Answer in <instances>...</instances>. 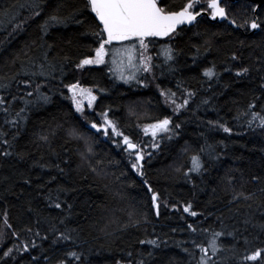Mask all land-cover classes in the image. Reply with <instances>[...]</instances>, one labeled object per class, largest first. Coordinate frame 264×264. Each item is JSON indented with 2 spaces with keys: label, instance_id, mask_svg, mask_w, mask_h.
Masks as SVG:
<instances>
[{
  "label": "trees",
  "instance_id": "16d2710c",
  "mask_svg": "<svg viewBox=\"0 0 264 264\" xmlns=\"http://www.w3.org/2000/svg\"><path fill=\"white\" fill-rule=\"evenodd\" d=\"M23 2L24 0H0V13L10 10L15 15L18 12L16 23H19L29 15L28 10L10 9V6ZM80 2L81 0H72L73 4ZM185 2L186 0H167V3L173 5V10H178ZM57 3L58 0H47V6L41 16L28 21L22 31L13 35H9L13 27L11 24L0 28V69L7 71V66L13 57L25 51L29 56L38 58V62H42L41 53L47 50L49 60L57 63L58 66L64 56L69 57L72 63L65 68L68 74L65 83L79 79L85 87L99 85L107 89L104 93H98L93 109L86 110L88 120L99 122L96 113L111 109L110 118L119 122L125 134L132 135L134 139H142L144 142H149V137L143 136L136 125L150 123L153 118L172 115L171 109L163 105L162 98L155 88L156 83L175 90L177 81L184 80L186 87L199 89L191 108L179 115L178 119L173 117L175 122H183L180 135L172 141H164L160 150L148 149L153 152V155L150 160L146 158L144 171L145 178L153 189L160 192L162 198L167 199L169 204L192 201L193 210L198 213L203 212L204 215L190 217L170 207H162L161 217L156 218L149 207L150 194L146 191L142 178L130 169L125 155L107 138L91 129L80 114L71 107L70 102L61 97L54 88L55 94L49 93L52 95V102L31 112L27 124L21 129L16 150L29 153L26 160L17 162L15 157H9L6 160L0 158V164H3V167H0V176H11L12 182L15 183L14 191L17 194L8 195L4 192V188L8 185L0 184V197H4L0 199V212L5 207L8 208L9 219L15 229L23 227L25 223L34 226L36 216L27 211L29 202L31 207L39 210L42 216H58L59 210L47 208L42 199L43 193L37 188V185L45 183L50 176H57L59 183L76 189L74 193L69 194V202L75 204L74 212L78 214L74 216V220L84 228L81 239L78 241L77 250L83 253V259L79 264H116L117 260L125 258L128 250L138 246L135 245V241L138 238H144L145 228L151 233L153 226L157 233H168L171 237L169 247L164 250V259L159 264H167L170 257L175 258L176 264H187L189 258L175 246L173 241H189L186 245L188 247H191L190 240L193 238L198 243H207L206 235L200 232L192 234L188 231L178 230L175 233L170 231L172 228H186L187 223L217 231L224 228V225L227 226L224 228L225 231L239 228L241 233L248 236L250 240L247 246L249 251L256 247H264V234H260L258 229H254L250 224L247 226V232L243 231L245 226L242 221L249 210L241 207L239 213H229L228 208L235 209L236 205L228 204L231 196L225 192V178L229 174L235 178L237 189L241 184L247 191H255L258 187L264 186L251 181L252 176L264 178V130L251 129L243 120L233 119L237 112L246 108L254 96L261 95L258 85L260 76L264 73L257 72L256 69L264 68V30L249 33V30L235 28L226 21L210 22L205 16L198 18V23L195 25L184 26L186 30L174 42L182 49V54L175 65L176 71L160 77V69H156L155 74L158 79L149 87H142L135 82L125 84L115 80L108 74L104 65L91 66L85 71L73 70L74 63L89 54L90 48L96 46L93 42L94 37L83 35L88 23L91 22V17H87L83 26L69 22L66 26L51 28L48 34L44 35L40 32L38 25L53 11ZM228 3L233 4L231 0H228ZM250 3L247 0H236L230 15L237 19V23H242L245 17L252 15L250 9L245 12L240 7L241 4ZM69 10L70 8L62 9V14L67 15ZM257 15L264 21V5H261ZM78 18L85 19V17ZM33 41H36L35 45L32 44ZM206 41L209 47L207 51H204ZM168 42L167 38H157L149 45L154 58L161 45ZM48 45L52 47L48 48ZM192 45L201 48L196 64L192 62L195 53ZM233 53L239 57L238 60L231 59ZM161 60L162 57L155 59V63L159 64ZM213 64L216 66V71L220 73V77L218 83L212 82L213 88L209 90L206 84L201 86L199 81L202 70ZM16 67L18 68L19 64ZM241 67H250L252 71L246 77H236L235 72ZM226 68L229 71H225ZM32 70L37 71L38 68L33 66ZM213 93L215 96L210 104L197 109L196 106L200 100ZM261 106H264V99L257 103V110ZM132 112L136 115H132ZM137 116L140 119H137ZM217 118L227 122V125L233 129L231 134L210 130L207 127L206 121ZM72 127L78 128L92 144L91 167L97 168L103 175L97 176L91 171L88 163L81 162L80 152L84 150L85 145L83 141L69 139L67 130ZM50 129L55 130V135L50 137V145L41 144L37 139L38 134ZM201 133L204 135L201 136ZM205 141L214 146L215 151L212 155L217 158L210 159L205 155L203 158L208 171L202 175L193 173L191 181H187L181 173L175 171L181 165L185 169L190 166L187 157L182 155V149L185 144H188L193 150H197L205 144ZM34 161L49 165L59 164L65 170L64 174L58 175L55 168L33 167ZM24 176H31L33 183L25 186ZM50 186L54 188L56 184L53 183ZM212 189H216L215 193ZM117 192L120 193L119 196L115 195ZM210 199L211 204L208 203ZM130 210H135L138 214L147 213L151 224L142 225L138 230L134 228L126 231L119 230L120 225L127 221V212ZM210 212L213 215L209 216ZM181 215L184 216L183 220L180 218ZM113 216L118 218L119 223L111 225L109 231L112 235L110 236H105L98 229L93 230L88 227L89 224L97 221L102 226L108 218ZM217 216H222L224 225L216 219ZM84 217H87V221L83 219ZM205 217H207L206 220ZM201 221H203L202 224ZM255 223H264V210L256 211L253 218V224ZM0 226H2V218H0ZM72 226L74 227L75 224ZM40 227L43 230L47 228V225L41 224ZM25 238L26 234L22 235L20 240ZM13 241L20 242L12 238L6 241L7 246L11 247ZM220 242L227 246L231 245L233 240L232 237L224 236L221 237ZM37 243H41L38 238ZM49 243L50 241H44L43 248H48ZM63 251L62 249L61 253L55 254V257L58 258ZM239 251L244 254L243 244L240 245ZM49 255L53 254L49 253ZM226 255L228 253L222 252L212 259L217 261V264H223L221 257ZM32 256L40 257L39 264H45L42 259L43 253L39 248L32 250L30 254H24L20 264H30ZM196 257L199 258V250H196ZM12 264L16 262L12 261ZM193 264H195L194 261Z\"/></svg>",
  "mask_w": 264,
  "mask_h": 264
},
{
  "label": "snow or ice",
  "instance_id": "6c2138e0",
  "mask_svg": "<svg viewBox=\"0 0 264 264\" xmlns=\"http://www.w3.org/2000/svg\"><path fill=\"white\" fill-rule=\"evenodd\" d=\"M235 3L236 0H233V4H229L228 0H186L178 10H173V5L167 3V0H81L80 3L75 4L72 3V0H58L56 7L38 27L41 33L47 35L51 28L66 26L69 22L83 26L87 17L90 16L91 22L88 23L87 30L83 35L94 37L93 42L96 46L90 48L89 54L74 63L73 70L85 71L89 70L91 66L104 65L108 74L115 80L123 81L125 84L135 82L138 86L149 87L158 79L155 74L156 69H160V77H165L167 73L176 71L175 65L178 57L182 54V49L174 42L186 30L184 26L195 25L198 23V18L208 16L213 21L217 19L226 21L235 28L264 30V21L260 20L257 15L264 0L240 5L245 12L250 9L252 13L250 17H245L242 23H237V19L230 15L231 8ZM46 6L47 0H24L23 3L11 5L10 9H27L29 15L16 23L19 13L13 15L10 10H4L0 13V28L11 24L13 27L9 35L22 31L28 21L41 16ZM65 8H70L67 15L62 14V9ZM78 17H85V19ZM194 35H199V33H194ZM157 38H167L169 42L161 45L154 58L149 45ZM125 42L131 43L125 44ZM32 44L35 45L36 41H33ZM114 45L121 46L115 47ZM39 47L44 46L39 45ZM47 47L51 48L52 46L48 45ZM208 47L206 41L203 50L207 51ZM192 48L195 50L192 62L196 64L201 48L197 45H192ZM41 55L43 60L38 62V58L29 56L27 51L17 53L7 66V71L0 69V158L6 160L9 157H15L17 162L26 160L29 153L16 150L21 129L27 124L31 112L52 102V95L49 93L55 94L54 88L61 97L70 102L71 107L80 114L91 129L107 138L125 155L130 169L142 178L146 191L150 194L149 207L156 218L161 217L162 207H170L172 210L182 212L190 217L204 215L203 212L198 213L193 210L192 201L169 204L167 199L162 198L160 192L153 189L148 179L145 178L144 171L146 158L150 160L153 155V152L148 149L160 150L164 141H172L180 135L183 122L177 123L173 117L178 119L179 115L191 108L199 89L186 87L184 80L177 81L174 86L175 90L172 87H162L161 83H156L155 88L162 98L163 105L171 109L172 115L153 118L150 123L136 125L143 136L149 137V142H144L142 139H134L132 135L125 134L119 122L110 118L111 109L96 113L99 122L89 121L85 102L87 109L92 110L98 99V93H104L107 89L99 85L85 87L79 79L65 83L68 78L65 68L69 63H72L71 59L64 56L58 66L57 63L49 60L47 50L43 51ZM161 57V62L155 63V59ZM231 59L235 61L239 57L233 53ZM17 64H19L18 68ZM33 66H36L38 70L33 71ZM225 71H229V69L226 68ZM250 71H252L250 67H241L235 72V75L236 77H246ZM256 71L264 73V68H258ZM219 77L220 73L216 71V66L213 64L202 70L199 83L201 86L206 84L207 89L210 90L213 88L212 82L218 83ZM258 87L261 95L254 96L246 108L237 112L233 119L243 120L251 129L264 130V106L257 110V103L264 99V74L260 76ZM214 96L215 93L211 96H204L196 106L197 109L201 106H208ZM131 114L136 115L135 112ZM137 119L140 117L137 116ZM206 124L210 130H219L227 134H231L233 131L222 118L208 120ZM54 135L55 130L50 129L47 132L39 133L37 139L41 144L50 145V137ZM67 135L70 140L84 142L85 148L80 152L81 162L88 163L91 171L97 176L103 175L97 168L91 167L90 156L93 154V146L88 139L76 127L69 128ZM214 151V146L207 141L197 150H193L190 145L185 144L182 155L187 157L190 166L185 169L181 165L175 171L181 173L187 181H191V174L202 175L208 171L203 157L207 155L210 159H216L217 157L212 155ZM32 166H38L41 169L55 168L58 175H63L65 171L59 164L49 165L40 163V161H34ZM0 167H3V164H0ZM225 179V192L231 196L228 204L236 205L235 209L229 207L228 212L239 213L241 207L247 208L249 211L242 221L245 226L243 231L247 232V226L251 224L254 229L259 230L260 234H264V223L253 224L256 211L264 210V186L258 187L255 191H247L243 184L239 189L235 187V178L232 175L229 174ZM251 181L258 185H264V178L260 176H252ZM32 183L31 176L23 177L25 186ZM53 183L56 184L54 188L50 186ZM0 184L8 185L4 188V192L8 195H17L11 176H0ZM37 188L43 193L42 199L45 206L59 210V214L56 217L42 216L40 211L32 208L31 202H29L27 211L36 216L34 226L25 223L23 227L15 229L9 219V210L5 207L0 212V218H2L0 262L12 264V261H15L16 264H20L24 254H30L32 250L39 248L43 253L42 259L45 264H79L83 259V253L77 250L78 241L81 239L84 228L74 220V216L78 214L74 212L75 204L69 202V194L74 193L76 189L59 183L57 176H50L45 183L37 185ZM215 191L216 189H212L213 193ZM115 195L119 196L120 193L117 192ZM0 199H4V197H0ZM208 203H212L211 199ZM208 215L213 214L210 212ZM180 218L183 220L184 216L181 215ZM83 219L87 221V217ZM206 219L207 217H205ZM216 219L221 225H224L222 216H217ZM114 223H119V220L113 216L108 218L102 226L97 221L89 224L88 227L93 230L98 229L105 236H110L112 232L109 231V228ZM202 223L203 221H201ZM41 224H46L47 228L42 230ZM73 224H75L74 227ZM148 224H151V220L147 213L138 214L135 210H130L127 212V221L120 225L119 230L126 231L129 228L138 230L142 225ZM226 227L224 225V228ZM224 228L217 231L187 223L186 228H172L170 231L172 233L178 230L188 231L192 234L200 232L206 235V244L198 243L193 238L190 240L191 247L186 246L189 241H173L175 246L189 258L187 264H193V261L195 264H217V261L212 258L218 257L222 252L228 253L221 257L223 264H264V247H256L249 251L247 248L250 244L248 236L243 235L239 228L229 231H225ZM25 234L26 238L20 240V237ZM224 236L232 237L233 243L226 246L220 242L221 237ZM12 238H16L20 242L13 241L12 246L8 247L6 241L12 240ZM37 238L40 240V244L37 243ZM170 239L168 233H157L155 226L152 227L151 233L145 228L144 238H138L135 241V245L138 246L128 250L125 258L117 260L116 264H159L164 259V250L169 247ZM44 241H50L48 248H43ZM241 244L245 246L244 254L239 251ZM5 248L6 250H4ZM62 249L64 251L56 258L55 254L61 253ZM196 250H199L198 259ZM49 253L53 255H49ZM39 260L40 257L32 256L30 264H39ZM167 264H176L175 258L170 257Z\"/></svg>",
  "mask_w": 264,
  "mask_h": 264
},
{
  "label": "water",
  "instance_id": "95a60500",
  "mask_svg": "<svg viewBox=\"0 0 264 264\" xmlns=\"http://www.w3.org/2000/svg\"><path fill=\"white\" fill-rule=\"evenodd\" d=\"M249 1H250V2H259V0H249ZM262 5H264V4H262ZM205 17H206V19L209 20L210 22H220V21H221V20H219V19L213 21V20H211L208 16H205ZM255 31H257V30H249V33H253V32H255Z\"/></svg>",
  "mask_w": 264,
  "mask_h": 264
},
{
  "label": "rangeland",
  "instance_id": "374dc122",
  "mask_svg": "<svg viewBox=\"0 0 264 264\" xmlns=\"http://www.w3.org/2000/svg\"><path fill=\"white\" fill-rule=\"evenodd\" d=\"M131 42H125V44H130ZM115 47H120L121 45H114ZM121 82H123V81H121ZM74 109V108H73ZM85 110H87V111H91V110H89V109H87V107H86V102H85Z\"/></svg>",
  "mask_w": 264,
  "mask_h": 264
},
{
  "label": "bare ground",
  "instance_id": "6f19581e",
  "mask_svg": "<svg viewBox=\"0 0 264 264\" xmlns=\"http://www.w3.org/2000/svg\"><path fill=\"white\" fill-rule=\"evenodd\" d=\"M232 2H233V0H231ZM248 2H250L249 0H247ZM251 3H253V2H251ZM221 22V21H220ZM228 24V23H227Z\"/></svg>",
  "mask_w": 264,
  "mask_h": 264
}]
</instances>
